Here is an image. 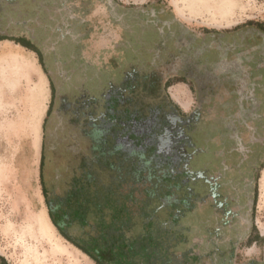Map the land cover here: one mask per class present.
I'll return each instance as SVG.
<instances>
[{
    "label": "flooded vegetation",
    "instance_id": "flooded-vegetation-1",
    "mask_svg": "<svg viewBox=\"0 0 264 264\" xmlns=\"http://www.w3.org/2000/svg\"><path fill=\"white\" fill-rule=\"evenodd\" d=\"M18 1L0 0V42L31 47L50 79L49 208L64 213V199L66 207L53 203L57 191L64 188L65 198L69 185L89 178L101 209L103 199L115 200L123 173L124 184L136 181L162 202L163 225L174 216L170 264H264V253L248 263L239 254L261 239L253 217L264 156V26L199 32L164 7L129 8L116 47L122 66L104 68L90 55L97 28L88 17L90 0H40L47 6L42 19L20 18ZM180 83L195 95L193 110L172 99L169 90ZM110 209L104 218L115 205ZM188 218L200 230L191 241L195 227L180 236ZM70 230L84 239L79 226Z\"/></svg>",
    "mask_w": 264,
    "mask_h": 264
},
{
    "label": "rangeland",
    "instance_id": "rangeland-1",
    "mask_svg": "<svg viewBox=\"0 0 264 264\" xmlns=\"http://www.w3.org/2000/svg\"><path fill=\"white\" fill-rule=\"evenodd\" d=\"M18 2L20 18L42 19L45 15L47 6L40 0L32 9L26 5L27 0ZM110 4L90 0L88 6L89 20L97 22L96 32L88 44L90 55L96 57V61L101 57L104 68L110 63L117 68L122 66L124 54L116 47L124 39L121 23L125 24L123 13L129 8L164 7L186 27L199 32H230L251 25L264 26V0H115V3L110 0ZM35 27L38 29L39 26ZM187 88L185 86L182 97L190 102L188 110H193L197 100ZM169 92L173 97V88ZM48 101V82L36 54L14 42H0V126L16 119L25 123L24 131L19 134L23 137L22 144L16 140L18 145L13 146L6 134L0 132V256L8 264H96L60 235L43 194L40 173L42 132L35 133V127L39 126L36 118L40 121L46 116ZM262 161L253 217L255 232L261 239L258 245L239 248L243 263L264 253V156ZM133 184L134 181L123 183L121 190L125 193L133 190L137 196H144L142 191L134 190ZM64 193L65 189L60 188L53 203H63ZM160 216L162 222L167 219L166 213ZM195 226L190 218L182 222L181 238H186L187 231ZM139 229L138 226L137 231ZM193 231L192 237L188 232L190 241L200 232L198 227ZM73 232L77 237L81 236L77 228ZM202 252L205 253L203 249ZM204 261L200 264H207V260Z\"/></svg>",
    "mask_w": 264,
    "mask_h": 264
},
{
    "label": "trees",
    "instance_id": "trees-1",
    "mask_svg": "<svg viewBox=\"0 0 264 264\" xmlns=\"http://www.w3.org/2000/svg\"><path fill=\"white\" fill-rule=\"evenodd\" d=\"M209 31V30H208ZM27 49L29 46L21 44ZM46 159V144L42 146L40 173L43 194L46 197L48 207L50 206L49 191L44 177ZM125 174L118 173L117 195L115 200L108 198L102 200V206L97 204L96 197L91 193L92 179L81 182H73L69 185L64 198L69 208L64 213H54L50 210L51 220L60 235L89 257L96 264H170V256L167 255L172 245L173 235L169 228L175 223V218L170 217L169 224L163 225L161 221L162 202L152 199L141 190L134 181V190L143 191L144 196H137L133 191L125 193L121 190ZM122 178V179H120ZM131 189H133L131 187ZM158 205L156 204V201ZM66 207L64 203L60 207ZM115 205V209L104 218L103 210ZM102 212L99 222L90 223L89 217L93 218ZM60 214L63 215L60 218ZM65 224V225H64ZM64 225V227H63ZM79 226L84 239L78 240L74 237L70 227ZM138 226L140 229L137 231ZM70 230V231H69ZM170 233V234H169ZM87 238V239H86ZM165 256V258H164ZM0 264H8L0 256Z\"/></svg>",
    "mask_w": 264,
    "mask_h": 264
},
{
    "label": "crops",
    "instance_id": "crops-1",
    "mask_svg": "<svg viewBox=\"0 0 264 264\" xmlns=\"http://www.w3.org/2000/svg\"><path fill=\"white\" fill-rule=\"evenodd\" d=\"M20 48H24V47L20 46ZM24 49H26V48H24ZM31 52H33V51H31ZM33 53H35V52H33ZM36 56L38 58V61L40 62V59H39L37 54H36ZM42 72L44 73V75H45V77L47 79V82H48L49 99H50V101H48L47 112L45 111L46 112V116H45L46 118L42 117L40 121H38V117L36 118L37 119V123H39V126H38L37 129L35 127V133H37V132L39 133V131L42 132L41 142H40V152H42V146H43L44 134H45V125H46V121H47V117H48V113H49V107H50L51 95H52L50 79H49L46 71L44 70L43 65H42ZM173 91H174V95H173L172 99L175 101V103L179 107H181L183 110L189 111L188 109H189V103L190 102L185 100V98L182 97V93H184V91H185V85L180 83L177 86L173 87ZM23 126H25V123H23V121L21 119H16V120H13V121H8V122L6 121L5 123L1 124L0 132L3 133V134H6L5 136H7V138L10 139V141H12L11 143H13V146H16V144H17L16 140L17 141L20 140L18 142H20L22 144L21 138L23 139V137L21 135H19V134L24 131ZM2 136H4V135H2ZM40 162H41V158H40Z\"/></svg>",
    "mask_w": 264,
    "mask_h": 264
}]
</instances>
